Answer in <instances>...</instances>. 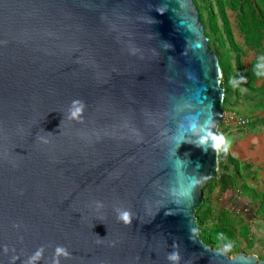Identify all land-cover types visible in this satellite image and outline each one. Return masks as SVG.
Listing matches in <instances>:
<instances>
[{
	"label": "water",
	"instance_id": "95a60500",
	"mask_svg": "<svg viewBox=\"0 0 264 264\" xmlns=\"http://www.w3.org/2000/svg\"><path fill=\"white\" fill-rule=\"evenodd\" d=\"M209 41L194 0H0V264H264L200 238Z\"/></svg>",
	"mask_w": 264,
	"mask_h": 264
},
{
	"label": "rangeland",
	"instance_id": "374dc122",
	"mask_svg": "<svg viewBox=\"0 0 264 264\" xmlns=\"http://www.w3.org/2000/svg\"><path fill=\"white\" fill-rule=\"evenodd\" d=\"M197 1L210 47L225 66L221 81L226 114L215 138L223 137L219 148L226 149L239 165L235 168L226 156L234 185L221 194L215 181L204 191V211L209 210L205 227L224 225L217 236L227 244L214 245L215 249L232 258L245 254L264 261V214L260 210L264 192V0H239V8L226 2L224 11L218 0ZM239 118L248 123L239 124Z\"/></svg>",
	"mask_w": 264,
	"mask_h": 264
},
{
	"label": "trees",
	"instance_id": "16d2710c",
	"mask_svg": "<svg viewBox=\"0 0 264 264\" xmlns=\"http://www.w3.org/2000/svg\"><path fill=\"white\" fill-rule=\"evenodd\" d=\"M220 4L223 6V11L225 10V3H229L231 6L234 8H239L242 7L240 5L239 0H218ZM201 16V20L203 24H206L204 21V14L202 12L201 6L198 4L197 0H194ZM213 25L217 26L216 21L213 20ZM206 35L208 36V33L206 31ZM210 42V41H209ZM221 67L224 66V61L221 59L220 60ZM222 82V81H221ZM226 156H229V162L235 165V168L238 167V161L235 160L233 157H231L230 153L224 149V148H219V169L216 172V176L214 179L210 180L206 187L203 190L204 191L210 187L213 182H217L219 187H220V193L224 194L227 190H229L235 183V177L232 174V170L226 161ZM261 198V204H260V210L264 214V192L260 195ZM207 203L204 200V202L197 208L196 216L198 220V228H199V233H200V238L205 242L208 246H211L214 248V245H226L227 241L224 240L223 238H220L217 236L218 232H222L224 230V225L222 224H217L212 227H205V221L207 219V211L208 209L204 211V208L206 207Z\"/></svg>",
	"mask_w": 264,
	"mask_h": 264
},
{
	"label": "clouds",
	"instance_id": "9594fccd",
	"mask_svg": "<svg viewBox=\"0 0 264 264\" xmlns=\"http://www.w3.org/2000/svg\"><path fill=\"white\" fill-rule=\"evenodd\" d=\"M217 142L218 144H223V137H218L217 138ZM122 220H124L125 223H130V217L127 213H125L124 215H122L121 217ZM171 259H175V256L170 257Z\"/></svg>",
	"mask_w": 264,
	"mask_h": 264
},
{
	"label": "built area",
	"instance_id": "2783aa9c",
	"mask_svg": "<svg viewBox=\"0 0 264 264\" xmlns=\"http://www.w3.org/2000/svg\"><path fill=\"white\" fill-rule=\"evenodd\" d=\"M234 119V117H233ZM248 123V120H246L245 118H239V124L241 125H246Z\"/></svg>",
	"mask_w": 264,
	"mask_h": 264
}]
</instances>
